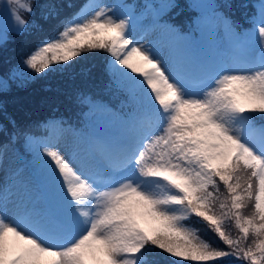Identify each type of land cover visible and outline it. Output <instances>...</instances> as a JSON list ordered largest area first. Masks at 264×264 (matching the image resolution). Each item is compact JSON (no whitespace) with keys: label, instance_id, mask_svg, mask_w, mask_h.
<instances>
[{"label":"snow or ice","instance_id":"obj_1","mask_svg":"<svg viewBox=\"0 0 264 264\" xmlns=\"http://www.w3.org/2000/svg\"><path fill=\"white\" fill-rule=\"evenodd\" d=\"M2 6L0 43L28 30L33 0ZM128 7L87 0L23 61L37 77L103 51L129 110L81 95L89 114L118 122L117 135L63 119L19 134L33 182L0 188V264H147L153 250L173 264H264V3L246 29L215 0L195 5L192 23L218 53L204 60L190 34L160 23L174 0L154 13L167 51L133 38ZM57 15L52 5L44 19Z\"/></svg>","mask_w":264,"mask_h":264},{"label":"trees","instance_id":"obj_2","mask_svg":"<svg viewBox=\"0 0 264 264\" xmlns=\"http://www.w3.org/2000/svg\"><path fill=\"white\" fill-rule=\"evenodd\" d=\"M60 1L58 15L54 18L49 16L47 20L43 17L41 26L36 31H31L26 39L14 47V54L7 65L8 73L18 69V66L40 42L51 38L63 27L61 21L70 18L86 2V0ZM126 1L132 5L134 0ZM255 1L215 0L220 5V10L243 28L250 26L249 20L256 13ZM141 2L143 7L135 11H143L150 2L159 5L157 0H141ZM174 2L176 7L166 11L160 21L178 26L182 32L189 33L194 45L197 46L200 32L196 31L192 23L196 19L194 13L199 12V9L195 7V0H174ZM108 59L103 51L85 53L63 70L57 67L47 75L38 76L31 88L0 97V153L8 144L13 143V135L17 134L16 145L23 155L30 156L25 149L24 137L19 134L32 132L40 135L42 130L37 125L53 119H63L73 127L88 133L89 125L92 123L87 118L90 117L88 109L79 103L78 98L81 95L90 96L113 109L123 108L128 98L115 86L110 74L106 71ZM29 73L32 79L35 78L31 72ZM262 123L264 120H256L258 126ZM193 224L196 226V223ZM197 226L206 231L202 224L197 223ZM153 251L148 253L147 264H173L174 259L167 254L158 250Z\"/></svg>","mask_w":264,"mask_h":264},{"label":"rangeland","instance_id":"obj_3","mask_svg":"<svg viewBox=\"0 0 264 264\" xmlns=\"http://www.w3.org/2000/svg\"><path fill=\"white\" fill-rule=\"evenodd\" d=\"M157 1L159 2L158 6L150 2L149 5L143 11H135L132 9L131 4H129L126 0H102L103 3L109 5L116 2H122L123 4L128 5L129 7L125 9V11H131L133 13L134 30L132 31V35H137L138 33L145 32L146 35L143 36L144 39L141 41L142 43L146 45L147 44L155 45L156 47L163 48L165 51H167L168 50L167 41L161 37L158 29L154 30L153 24H154L155 11H157L161 5L168 3L169 0H157ZM3 2L4 0H0V15H3V6H2ZM205 2H208V0H195V5ZM258 3L259 5H261V3H264V0H261ZM60 4H61L60 0H33V13L31 15L24 14L25 19L29 21L30 26L27 30V31L30 30L29 33L25 34L27 31H25L23 34L9 33L6 42L0 43V97L11 94L13 92L23 91L25 89L31 88L34 85L36 78L38 76L32 79L29 73L31 72V70L25 69L23 67V63L20 66H18V69L13 71V73L7 72V65L14 54L13 51L14 47L19 42H22L24 39H26L28 35L31 33V31H36L38 27L41 26L42 19L45 13L49 12L50 6L55 5L57 10ZM135 16H139L138 20L136 21H134ZM160 23L162 22L160 21ZM183 33L189 34L187 32H183ZM209 38H211V36L208 33H204L203 35L201 33L199 34L198 36L199 44L197 45V47L193 43V50L191 55L193 56L194 59L204 60V59L214 58L218 55L217 54L216 56H210L208 54ZM11 106H16V105H11ZM111 109L119 113H123L129 110V109H125L122 111L113 108ZM89 115L92 118V120H94V122H92L93 124L89 125L90 129L92 130L95 127V129H99V130H93L91 131L90 134L87 135L92 137H109L118 134L120 130V126L118 122L110 120L106 117H101L99 115L96 116H93L91 114ZM261 125H264V123H262ZM30 163H32V160L29 159V156H28V160H26L24 158V155H22L16 149L15 146L6 147L2 153V160H0V188H3L4 186H10L14 192L22 193L24 191L25 185L31 184L33 182L34 167L33 164ZM192 226L196 228L197 223L196 226L194 224H192ZM197 229H199L201 233L200 235L204 239L209 240L216 246L223 247V245L214 236V233L210 231H203L198 226ZM185 264H187V262H185ZM231 264H239V262L232 261Z\"/></svg>","mask_w":264,"mask_h":264}]
</instances>
